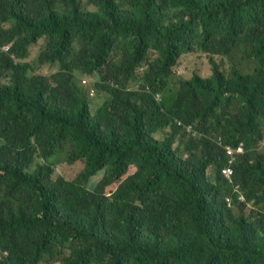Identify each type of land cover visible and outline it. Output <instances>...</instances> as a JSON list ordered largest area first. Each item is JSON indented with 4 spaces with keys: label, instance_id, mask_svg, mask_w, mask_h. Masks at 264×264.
I'll return each mask as SVG.
<instances>
[{
    "label": "trees",
    "instance_id": "trees-1",
    "mask_svg": "<svg viewBox=\"0 0 264 264\" xmlns=\"http://www.w3.org/2000/svg\"><path fill=\"white\" fill-rule=\"evenodd\" d=\"M262 142L264 0H0V264H264Z\"/></svg>",
    "mask_w": 264,
    "mask_h": 264
},
{
    "label": "rangeland",
    "instance_id": "rangeland-1",
    "mask_svg": "<svg viewBox=\"0 0 264 264\" xmlns=\"http://www.w3.org/2000/svg\"><path fill=\"white\" fill-rule=\"evenodd\" d=\"M38 50H39V44L33 46L30 58L35 57L39 52ZM181 67L187 75H191L194 70L205 72L208 69L209 65H208V61H204L202 58L196 56L195 57L186 56L183 58ZM53 69H54L53 67L49 65H45L42 68V71L47 74H50ZM262 146H264V142H262ZM82 165L83 164L80 161L75 162L73 164L61 163L58 165L57 174L55 175L61 174L67 178H73L80 171Z\"/></svg>",
    "mask_w": 264,
    "mask_h": 264
},
{
    "label": "built area",
    "instance_id": "built-area-1",
    "mask_svg": "<svg viewBox=\"0 0 264 264\" xmlns=\"http://www.w3.org/2000/svg\"><path fill=\"white\" fill-rule=\"evenodd\" d=\"M8 48V46L6 47V49ZM189 130H192V126L189 127ZM243 143L238 144L236 147L234 146H228L227 150L230 156V162L233 161L235 154L241 153L243 151ZM225 174L227 177L231 178L232 174H233V168L231 166L227 167L225 169ZM9 253L7 251L4 250H0V260L8 257Z\"/></svg>",
    "mask_w": 264,
    "mask_h": 264
},
{
    "label": "clouds",
    "instance_id": "clouds-1",
    "mask_svg": "<svg viewBox=\"0 0 264 264\" xmlns=\"http://www.w3.org/2000/svg\"><path fill=\"white\" fill-rule=\"evenodd\" d=\"M6 47H7V46H4L3 48L6 49ZM8 49H9V45H8V48H7L6 50H8ZM180 123H181V122H180ZM189 127H190V126H189ZM0 250H2V249H0ZM4 251H6V250H4ZM7 252H8V251H7ZM8 257H9V255H8Z\"/></svg>",
    "mask_w": 264,
    "mask_h": 264
}]
</instances>
